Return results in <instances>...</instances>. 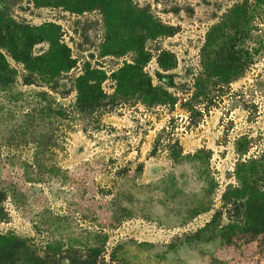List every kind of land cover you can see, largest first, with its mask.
Masks as SVG:
<instances>
[{"label": "rangeland", "instance_id": "rangeland-1", "mask_svg": "<svg viewBox=\"0 0 264 264\" xmlns=\"http://www.w3.org/2000/svg\"><path fill=\"white\" fill-rule=\"evenodd\" d=\"M5 21L72 61L52 77L0 46L18 70L0 88V187L16 189L0 235L29 263L264 264V0H0ZM28 53L60 55L49 38ZM84 76L108 104L86 120ZM42 90L72 113L48 158L68 178L27 184Z\"/></svg>", "mask_w": 264, "mask_h": 264}, {"label": "trees", "instance_id": "trees-1", "mask_svg": "<svg viewBox=\"0 0 264 264\" xmlns=\"http://www.w3.org/2000/svg\"><path fill=\"white\" fill-rule=\"evenodd\" d=\"M52 29V28H51ZM48 29L42 30L41 28L31 26H21L20 24L6 21L0 24V46L4 44L12 50V54L18 60L25 64H29L32 70H38L41 66L49 69V74L52 77L61 76V71L68 70L72 67L71 58L67 55H61L60 51L65 49V46L60 45V41L57 38H53L49 35H45ZM16 35H20L17 37ZM51 43V49L55 50L59 56L52 54H46L42 57H32L28 52L30 47L39 42L41 39H48ZM66 67V68H62ZM18 70L10 65L5 55L0 48V88L3 91H13V87L17 82ZM88 77H79L76 79V85L78 90V100L76 109L78 116H81L83 120L93 117L96 112L100 111V108L108 105L103 101L105 95L101 89V86L93 84ZM24 83L29 85L34 81L31 79H24ZM87 91L89 93H87ZM92 91V92H91ZM23 93H19L16 97L17 100L22 98ZM85 98V99H84ZM36 105H32V109L28 112L29 121L36 123L41 120L44 126V133L36 137L35 143L37 152L33 159V162L25 163L23 169V181L27 184L41 182L39 175L46 174L51 177L68 178V176L62 173V168L56 164H50L48 162L49 154L53 153V149L57 145V132L63 127L65 130L71 128L73 125L72 113L64 104H62L55 95L49 91H38L36 95ZM68 122L64 125V122ZM28 122L27 125H30ZM33 125V124H32ZM62 126V127H61ZM26 128V127H24ZM21 129V133L29 132L27 128ZM59 176V177H57ZM16 189L10 187H0V197H8L9 194L14 195ZM2 217H0L1 219ZM29 256L30 247L27 240H18V238L7 237L0 235V264H32L28 259L23 257ZM34 257V255H33ZM35 257L40 259L39 255ZM30 258V256H29ZM41 264V263H38Z\"/></svg>", "mask_w": 264, "mask_h": 264}]
</instances>
